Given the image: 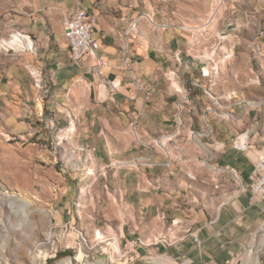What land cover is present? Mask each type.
<instances>
[{"label": "crops", "instance_id": "0c3cea01", "mask_svg": "<svg viewBox=\"0 0 264 264\" xmlns=\"http://www.w3.org/2000/svg\"><path fill=\"white\" fill-rule=\"evenodd\" d=\"M244 4L245 13L233 14L224 26H217L228 34L239 52L236 62L233 60L222 71L215 94H228L229 81L241 77L240 89H234V93L240 98H264V57L255 60L259 63L256 73L251 68L255 56L251 53L253 44L264 52V0H246ZM75 7H81L96 20L92 30L99 45L96 56L105 63L100 77L90 72L91 59L85 58L80 65L70 61L61 17ZM144 10L143 0H0V35L21 31L37 47L35 56L0 55V130L25 139L43 135L36 125L39 118L42 121L45 112L54 114V103H68L70 94L72 97L76 94L74 84H79L84 88V96L77 118V139L89 149L94 168L104 171L110 162L131 160L139 151L147 155L148 150L134 145L131 123H136L137 133L148 144L171 135L176 128L179 95L172 90L167 77L177 73L173 86L181 90L199 77V67L183 56V66L177 69L173 57L187 48L189 36L176 27L163 30L155 16L152 18L159 28L140 20L136 32L122 40L129 24L139 14H145ZM246 22L252 26H245ZM123 42L128 46L130 68L142 91L136 89L122 64ZM28 63L43 70L52 82L48 101L54 103L42 101L41 114L37 111L41 97L34 92L24 69ZM250 73L254 74V80L248 78ZM252 89L258 95L251 96ZM210 106L202 91L192 88L189 106L180 116L183 123L180 136L168 143L172 157L169 168L164 166L163 153L156 151V168L108 171L112 172L111 183L117 195L119 219L115 228L121 244L136 243V252L143 255L157 252L173 264L239 263L245 247L264 223V202H257L248 186L237 195L230 173L214 175L206 167L207 164L233 170L243 181L232 161L222 164L229 152L242 154L232 148L235 135L229 126L208 118L213 135L202 140V144L212 159L198 145L187 141L189 131L202 125ZM234 112L239 113L240 109L235 108ZM254 120L257 114L251 112L240 128L247 129ZM53 123L54 118L47 122L48 126ZM257 134L256 130L249 141L256 149L242 154L248 161L256 155L254 142L261 138ZM214 143L224 148L214 152ZM186 172L196 176V180H188ZM173 221L177 224L172 225ZM160 238H165L168 245L160 242ZM257 264H264V248L258 253Z\"/></svg>", "mask_w": 264, "mask_h": 264}, {"label": "rangeland", "instance_id": "374dc122", "mask_svg": "<svg viewBox=\"0 0 264 264\" xmlns=\"http://www.w3.org/2000/svg\"><path fill=\"white\" fill-rule=\"evenodd\" d=\"M143 1L146 8L144 11H147V14L141 13L136 19L142 15L155 16L159 23L168 26L167 30H170L177 26L200 27L208 19L212 9L218 3L222 5V10L218 15L220 19L219 25L222 27L233 14L241 12L242 15L245 13L243 11L246 0L239 2L236 0ZM10 33L0 35V39L7 38ZM229 39L231 40V38ZM188 40L190 41V37ZM196 40H198V45L189 53L190 56L194 57L201 56L208 46V41L205 39L196 37ZM238 52L236 47L234 63L238 57ZM0 55L11 58L21 56L18 53L5 52H0ZM251 65V68L256 73L259 63L251 59ZM231 68H234L233 65ZM254 77V74H252L248 78L254 80ZM242 79L244 80L245 76ZM240 80L241 77H237L229 81L231 90L228 93H234V89H240ZM74 88L76 94H74V97L70 94V101L64 105L56 104L51 100L48 101L49 98L44 100L55 104V112L54 114L45 112L42 121L39 118L36 123V125L40 126L43 135L37 134L32 139H25L17 138L7 131L0 130V201L2 200L3 187L9 188L14 193L23 194L34 201L40 210L47 212L49 215V228L53 234L55 245L54 252L51 245L42 244L44 237L38 231L37 224L39 223V219H37L39 215L35 217L37 222L35 227H29L27 230L20 232L17 229V225L21 223L11 215L6 206L0 203V252L4 250L10 260L18 258V262L26 264V259L24 260L15 249L16 245L20 244L25 247L26 256L29 253L39 255L41 252H47L51 255L46 264H64L68 261L72 262L76 256L77 241L76 236L72 234L76 231L80 232L84 235L82 239L90 244L93 241L95 231L98 230L105 240H108L107 243L119 245L120 255H114L115 264H156V259H164L166 257L157 252L143 255L132 249L130 245L121 244L118 240L115 228L119 219L117 218L118 201L110 178L115 170H110L112 171L111 173L106 171L103 177L102 174L104 172L96 170L92 165L89 149L80 145V141L77 139L79 125L77 118L84 96V88L79 84H74ZM249 92L251 96L258 95L255 89ZM36 94L40 98V95ZM245 99L251 100L255 98L249 97ZM258 117L257 137L261 138H257L254 143L257 150H262L264 146V110L258 114ZM51 118H54L53 126H48L47 122L49 123ZM251 126L250 123L247 128L252 131ZM235 129L239 130L238 134L244 131L239 126H236ZM6 136L9 137V141H7L8 137ZM60 142L63 145H59ZM155 149L160 151L157 147ZM258 153L255 152L256 155ZM255 157L251 156L253 160ZM231 161L235 164V168L246 186L249 187L251 183V164L248 159L242 154H236L231 151L227 156L223 157L222 164L231 163ZM85 167L93 171V176L85 177L82 175L83 171L81 170ZM81 187H84L86 191L84 196L80 195ZM79 203L81 207L77 208ZM57 212L60 213L61 218H59ZM1 232H4L3 235H6V233L7 236L9 235L6 240L1 237ZM67 241L71 245H67ZM103 246L104 244H101L98 247V252L94 255L86 254L83 264H111L109 254L103 253L100 249ZM263 248L264 244L260 247L259 252ZM244 254L245 251L241 258H243ZM241 258L238 264H241ZM260 261H262L261 257ZM170 264H173L172 261Z\"/></svg>", "mask_w": 264, "mask_h": 264}, {"label": "built area", "instance_id": "2783aa9c", "mask_svg": "<svg viewBox=\"0 0 264 264\" xmlns=\"http://www.w3.org/2000/svg\"><path fill=\"white\" fill-rule=\"evenodd\" d=\"M236 1L239 2L243 0ZM146 18H150V16L142 15L133 20L129 24L127 30L124 32L122 40H124L131 33L136 32V26L140 20H145L147 22ZM95 24L96 20L93 17H89L87 12L81 7L68 9L63 13L61 17L62 34L69 47L71 63L74 65H80L85 58H89L93 62V64L90 66V72L100 77L101 70L105 66V63L96 56L97 52L99 51V45L93 39L92 35V30ZM149 24L151 25V23ZM245 26H252V24L246 22ZM200 27L201 32L196 35L189 31V27H176L180 32L186 33L190 37V41H188L187 48L183 52L178 51L177 54L173 57L174 63L177 69H179L183 66L182 57H187L192 61L193 64H196L199 67V77L191 82L186 83V85L181 90H177L173 86V80L176 78V75H178L177 73L174 72L172 73V75L170 74L167 77L170 87L176 94L179 95L178 101L176 103V128L174 132L169 136L159 137L149 144L142 141V139L138 140V144L134 142L138 148L146 149L149 151V153L147 155H144L141 153V151H139L137 156L131 160H115L110 162L108 167H106L103 171V177L105 176V172L110 170L127 169L130 171H136L140 169L148 170L156 168L158 164L155 162V155L157 151L155 149L157 147L155 145V142L161 143L165 140L168 144L172 142L173 139L180 136V132L183 128V123L180 116L184 112L186 107L189 106L192 88L200 89L203 95L209 100L211 106L203 116L202 125L199 126L196 130L194 129L189 131V135L186 137L187 141L195 143L196 140L202 141L210 139L213 135V128L209 123L208 118H213L232 129L235 137L231 145L235 151H238L242 154H248L256 149L255 146L250 144L249 141L250 138L255 135L257 129L254 132H251V130L247 128L244 129L241 134H238L239 130L235 129V127H240V123H242L244 118H246L251 112L257 114V120H254V123L251 127H253L254 125L259 127L258 114L261 113L262 110H264V98L245 100L244 98H240L238 95H233L232 93L223 94L220 96L215 94V90L218 88L221 80L223 69L226 68L229 63H231L235 58L236 45L228 39V34H226L225 31H219L218 36H215L212 34L210 35L206 31V25H201ZM168 28L169 27L166 25L162 26L163 30H167ZM13 35H17V39L26 42V49L17 52L13 50L0 52L14 54L18 53L21 55H36V44L28 35L16 30L10 33L5 39H15ZM196 37H201V39H205L206 41H208L207 48L204 50L202 55H199L198 57L189 55V53L192 52L193 49H195L198 45V40H196ZM127 51L128 46L125 42H123V47L121 48L122 64L124 67H126L127 71L131 75L136 89L138 91H142V86L133 76V71L130 68V63L127 58ZM205 53L209 54V58L203 60L201 57H203ZM252 53L253 55H255L254 60L264 57L261 47L257 44H253ZM24 69L31 79L34 91L40 95L42 101L48 99L52 87L50 76L46 75L43 70L32 65L31 63L26 64L24 66ZM170 76H172V78ZM235 108L240 109V112L235 113ZM131 131L132 134L136 136V123L134 121L131 123ZM223 148V146H218L217 143H214V152L220 151ZM158 149L163 153V156L165 157L166 161L164 166L166 168H169L170 164L172 163V157L170 153L167 151L164 145L162 146V148ZM249 161L251 162L252 170L250 175L251 183L248 188L253 198L257 202L262 203L264 202V148H262L261 152L256 155L254 160ZM215 168L218 171V175H223L226 173L225 171L227 168ZM229 173L233 177V183L237 188V195L245 192L247 187L237 175V173L233 170H230ZM185 176L190 181L196 180V176H194L190 172H186ZM176 224V222H172V225ZM159 241L163 244L168 245V241L165 238H160ZM130 246L135 250L136 243H132Z\"/></svg>", "mask_w": 264, "mask_h": 264}, {"label": "bare ground", "instance_id": "6f19581e", "mask_svg": "<svg viewBox=\"0 0 264 264\" xmlns=\"http://www.w3.org/2000/svg\"><path fill=\"white\" fill-rule=\"evenodd\" d=\"M221 7H222L221 3L216 4V6L214 7V9H212L209 15V19L203 24V26L206 25L205 27L206 31L210 35L212 34V35L218 36L219 32H218L217 26L220 21L218 15L222 10ZM146 19L148 23H151L152 27L159 28V26L155 24L152 17L146 18ZM188 29L194 35L199 34L201 32V27H192ZM13 37L15 39H3V38L0 39V51L13 50L17 52V51H23L26 49V44H25L26 42L17 39V35H13ZM201 58L203 60L208 59L209 54L205 53L203 57ZM170 77L172 78V76ZM100 91L102 93V97L104 98L105 97L104 88H102ZM232 94L237 95L236 93H232ZM42 110H43L42 99L41 100L39 99L37 102V111L41 114ZM256 129H257V126L254 125L252 127L251 132H254ZM72 131L74 130L72 129ZM133 138L136 144H138V140L141 139L138 133L136 134V136L133 135ZM9 140L10 139L8 137L7 141ZM195 144L198 145L204 152H206L210 156V159H212V154L205 148V146H203L201 140H196ZM59 145H63V143L60 142ZM155 145L158 148H162V146L164 145L167 151L169 149L168 144L166 143L165 140L161 143L155 142ZM257 152L260 153L261 150H257ZM206 167L210 171H212L214 175L218 173L215 167L208 166L207 164H206ZM81 171H83L82 175L85 177L93 176V171L87 167H85ZM225 172L229 173L230 170L226 169ZM233 176H234V173H233ZM79 192L81 196H84L86 194L84 187H81ZM1 196H2V200L0 201V203L6 206V208L11 213V215L15 217V219H17L18 222L21 223L20 225H17L18 231L23 232L27 230V228L29 227L31 228L35 227V223H37L35 221V217L39 215L37 218L39 219V223L37 224H38V231L41 234H43V237H44V242L42 244L51 245V247L53 248V251L55 252L54 238H53L51 229L49 228L50 219H49V215L47 214V212L40 210L37 207L36 203L32 201L30 198H28L27 196H24L23 194H20V193L19 194L14 193L12 192V190H10L7 187L2 188ZM17 203H18V206H17ZM80 207H81V204L79 203L77 205V208H80ZM38 212H41V213H38ZM3 234L4 232H1V237L3 238V240H6L9 235L7 236V233L6 235H3ZM72 235L76 236V241H77L76 248H75L76 256L72 262L68 261L64 264H83L86 254H89V255L96 254L98 252V247H100L101 244H104V246L101 247L100 249L103 253L109 254L111 264H115L114 255L115 254L120 255L119 245L116 243H107L108 240H105L104 236H102V234L98 230L95 231L94 236H93V241L90 244H88V242L82 239L84 235H82L80 232L76 231ZM70 238H72V236H70ZM68 241H67V245H71L70 243H68ZM262 244H264V223L260 226V228L258 229V233L252 238L251 242L246 247L245 254L243 258H241V264H257V255H258V252ZM15 249H16V252H18L24 258V260L26 259L25 261L26 264H46L49 256L51 255V254H48L47 252H41L39 253V255H36L34 253H29V255L26 256L25 247L20 244L16 245ZM17 259L10 260L4 250L0 252V264H21L20 262H18L19 259L18 260ZM155 262L156 264H170L171 261L168 258H164V259L159 258V259H156ZM98 264H102V263H98Z\"/></svg>", "mask_w": 264, "mask_h": 264}]
</instances>
